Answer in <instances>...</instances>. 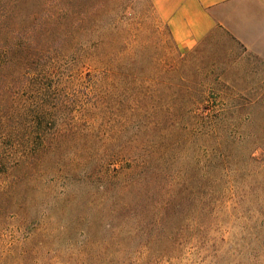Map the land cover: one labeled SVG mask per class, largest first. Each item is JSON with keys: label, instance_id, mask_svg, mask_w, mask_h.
<instances>
[{"label": "rangeland", "instance_id": "1", "mask_svg": "<svg viewBox=\"0 0 264 264\" xmlns=\"http://www.w3.org/2000/svg\"><path fill=\"white\" fill-rule=\"evenodd\" d=\"M72 13L0 72V264H264V62L221 38L182 51L155 0ZM147 160L168 189L111 238Z\"/></svg>", "mask_w": 264, "mask_h": 264}, {"label": "trees", "instance_id": "2", "mask_svg": "<svg viewBox=\"0 0 264 264\" xmlns=\"http://www.w3.org/2000/svg\"><path fill=\"white\" fill-rule=\"evenodd\" d=\"M80 5L81 0H0V54L4 61V66L0 65V72L4 71L6 66L21 72L27 56L34 51L31 45L53 35L66 15L78 11ZM4 98H6L3 102L4 111L1 115L8 112L9 94ZM41 116H44V113L37 112L36 117L41 118ZM256 140H262L264 145L263 134L257 135ZM141 168L143 173L134 176V187L138 191L134 203L131 201V203L118 204L121 200L118 196L117 205L111 208L107 216L106 228L111 238L119 236L117 229H120V226L124 227L130 220L139 226H146V215L142 216L137 213L141 208H147L141 200L155 199L154 193L150 192L152 186H161L163 182L164 191L168 189L167 183L165 184L166 177L163 176L165 169L162 164L147 160L141 164ZM191 202L192 197L185 192L183 184L174 187V191L169 192L161 202L162 207L167 211L164 215L167 216L161 219L159 231L166 229L165 223L169 218L170 210L179 211L185 204ZM149 235L150 233L146 230L144 237L147 238ZM109 245V243L105 244L104 250L108 251Z\"/></svg>", "mask_w": 264, "mask_h": 264}, {"label": "crops", "instance_id": "3", "mask_svg": "<svg viewBox=\"0 0 264 264\" xmlns=\"http://www.w3.org/2000/svg\"><path fill=\"white\" fill-rule=\"evenodd\" d=\"M182 51L227 40L264 62V0H155Z\"/></svg>", "mask_w": 264, "mask_h": 264}]
</instances>
